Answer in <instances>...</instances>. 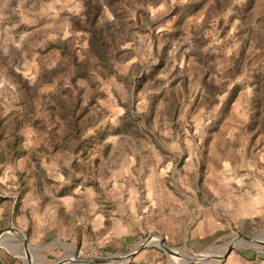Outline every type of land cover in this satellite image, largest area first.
<instances>
[{
    "label": "rangeland",
    "instance_id": "374dc122",
    "mask_svg": "<svg viewBox=\"0 0 264 264\" xmlns=\"http://www.w3.org/2000/svg\"><path fill=\"white\" fill-rule=\"evenodd\" d=\"M85 1L98 3L103 36L112 32L105 68L75 27ZM243 91L264 126V0H0V233L14 229L0 237V264H86L75 257L122 255L148 236L133 257L105 264H264L255 244L207 259L238 235L264 243L260 223L198 249L162 239L205 254L190 262L156 248L144 218L159 209L147 208L143 183L161 169L163 185L180 189L185 161L206 169V137Z\"/></svg>",
    "mask_w": 264,
    "mask_h": 264
},
{
    "label": "crops",
    "instance_id": "0c3cea01",
    "mask_svg": "<svg viewBox=\"0 0 264 264\" xmlns=\"http://www.w3.org/2000/svg\"><path fill=\"white\" fill-rule=\"evenodd\" d=\"M250 98L248 91L240 92L218 115L206 137V169L187 168L185 161L175 175V181L182 180L180 189L163 185L167 170L161 169L143 183L147 208L159 209L144 218L154 219L155 233L164 242L198 249L215 234H247L255 224L264 225V126L251 122ZM114 238L115 245L126 248L124 235Z\"/></svg>",
    "mask_w": 264,
    "mask_h": 264
},
{
    "label": "water",
    "instance_id": "95a60500",
    "mask_svg": "<svg viewBox=\"0 0 264 264\" xmlns=\"http://www.w3.org/2000/svg\"><path fill=\"white\" fill-rule=\"evenodd\" d=\"M10 230H14L12 228L10 229H6L2 232V234L0 233V237L3 235V234H6L8 233ZM154 236H148L147 238L141 240L133 249L127 251L126 253L122 254V255H109L105 258H90V257H84V258H77L75 257V259L77 260V262H80V263H89V264H105V263H108V262H122V261H125L131 257H133L137 252H139L140 250H142L143 248L149 246L151 243H152V239H153ZM158 237V240H157V247L159 250H161L165 255H168V256H176V255H187L189 257H191V261L190 262H195V261H203V260H206V257L203 256L205 254H199V255H196V254H187V253H183V252H179V251H175L173 249H170L168 247H166L163 243H162V237L161 236H156ZM255 244V245H258V246H261L262 248H264V243L263 242H259L257 240V237L256 236H250V237H247V236H243V235H238L237 237H235L232 242L225 248L222 256H219V257H210V258H207L209 260H218V259H221L223 258L227 253H229L232 249H236V248H239L238 244ZM22 246H23V249L24 251L26 252L27 250V247H26V244L24 242V240L22 239ZM197 258V259H195ZM67 260L65 259H60L59 261L55 262L54 264H65Z\"/></svg>",
    "mask_w": 264,
    "mask_h": 264
},
{
    "label": "trees",
    "instance_id": "16d2710c",
    "mask_svg": "<svg viewBox=\"0 0 264 264\" xmlns=\"http://www.w3.org/2000/svg\"><path fill=\"white\" fill-rule=\"evenodd\" d=\"M85 9L87 11V22L82 26L75 27L87 34V45L89 54L93 58H95V60L100 65H103L102 68H105L104 63H106L108 58L109 44L110 41L113 40L112 32H107L109 36L107 37L109 40H107V38L103 36V31L96 27V20L100 12V7L97 2L90 3L88 1H85ZM104 29L108 31L107 28ZM78 69L79 71H82L81 75L84 77L83 74L87 73V67H85V65H79Z\"/></svg>",
    "mask_w": 264,
    "mask_h": 264
},
{
    "label": "bare ground",
    "instance_id": "6f19581e",
    "mask_svg": "<svg viewBox=\"0 0 264 264\" xmlns=\"http://www.w3.org/2000/svg\"><path fill=\"white\" fill-rule=\"evenodd\" d=\"M239 246V245H238Z\"/></svg>",
    "mask_w": 264,
    "mask_h": 264
}]
</instances>
